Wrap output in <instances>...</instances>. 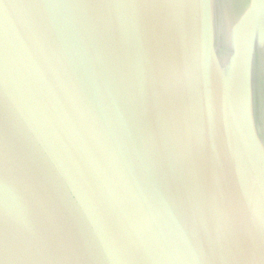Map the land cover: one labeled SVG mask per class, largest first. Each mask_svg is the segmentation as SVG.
Instances as JSON below:
<instances>
[{
	"label": "water",
	"instance_id": "obj_1",
	"mask_svg": "<svg viewBox=\"0 0 264 264\" xmlns=\"http://www.w3.org/2000/svg\"><path fill=\"white\" fill-rule=\"evenodd\" d=\"M0 264H264V0H0Z\"/></svg>",
	"mask_w": 264,
	"mask_h": 264
}]
</instances>
